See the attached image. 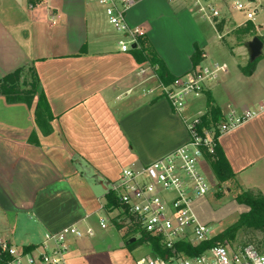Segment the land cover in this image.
I'll return each mask as SVG.
<instances>
[{
	"label": "crops",
	"instance_id": "1",
	"mask_svg": "<svg viewBox=\"0 0 264 264\" xmlns=\"http://www.w3.org/2000/svg\"><path fill=\"white\" fill-rule=\"evenodd\" d=\"M185 4L138 0L127 12L128 24L143 31L176 77L192 69L195 48L206 55L203 63H226L206 62V40L187 12L193 6L186 11ZM178 29L188 33L181 52L174 48ZM122 39L96 2L42 0L30 8L28 0H0V78L34 67L53 116V132L44 136L34 117L37 97L29 108L0 95V236L5 241L18 239L17 225L24 226L25 248L76 224L92 227L95 235L71 238L67 264H136L141 257L127 248L126 231L120 235L122 229L112 222L117 230L100 227L101 218H111L103 207L106 194L123 168L148 165L188 143L190 135L183 116L164 97L145 93L156 84L147 81L150 67L137 61L134 48L121 52ZM83 46L86 52L79 55ZM249 62L229 68L191 98L186 114L206 111L208 95L225 118L231 111L237 117L255 112L223 133L219 146L240 186L264 195V47L248 76L239 66ZM32 133L38 145L29 143Z\"/></svg>",
	"mask_w": 264,
	"mask_h": 264
},
{
	"label": "built area",
	"instance_id": "2",
	"mask_svg": "<svg viewBox=\"0 0 264 264\" xmlns=\"http://www.w3.org/2000/svg\"><path fill=\"white\" fill-rule=\"evenodd\" d=\"M34 1L28 0L30 8L35 6ZM88 1L102 6L108 23L115 31L123 34V39L119 41L121 52H128L133 49V45L137 46L143 31L128 24L127 12L138 0ZM192 3L195 12L216 28L221 14L211 0H192ZM249 4L243 5L235 0L234 8L247 11L246 16L252 21L257 8L250 9ZM205 57L202 54V58ZM146 63L151 71L147 81L154 80L156 84L145 89V93L164 97L171 109L183 116L190 140L148 165L123 168L118 180L108 190L118 202V207L111 211V214L116 213L110 219L112 223L116 220L122 230H131L138 237L145 233L159 238L168 249H173L181 241L196 246L214 237L211 229L199 222L191 207L195 198L203 197L213 189L212 182L207 178L204 155L205 152H214V140L213 132H200L198 129L200 117L204 113L188 116L186 108L191 98L201 96L212 83L228 72L229 67L226 63L207 64L202 61L166 85L158 78L150 63ZM254 115L255 112L248 111L243 117H237L231 111L226 121L219 126L221 135ZM110 219L101 218L100 227L106 228L107 220ZM94 235L92 227L81 229L72 224L47 235L42 243L28 250L17 249L12 243L0 240V264H67L66 255L70 250L71 238L82 239ZM137 236L132 238L137 239ZM136 264H264V248L254 243L233 245L227 240L216 241L199 255L187 256L180 252L167 258L147 255L139 258Z\"/></svg>",
	"mask_w": 264,
	"mask_h": 264
},
{
	"label": "trees",
	"instance_id": "3",
	"mask_svg": "<svg viewBox=\"0 0 264 264\" xmlns=\"http://www.w3.org/2000/svg\"><path fill=\"white\" fill-rule=\"evenodd\" d=\"M40 1L42 0H35L34 4L36 5ZM225 24L226 21L224 19L216 23L218 33L221 34L223 32ZM233 34L235 35L237 41L242 44L248 41L247 38H253L256 36L263 38L258 35L255 24L250 20L234 29ZM85 52L86 47L83 46L79 55L84 54ZM133 53L138 62H149L158 78L164 84L169 85L177 78L168 71L163 59L145 37L140 36L138 38V44L133 49ZM202 54L203 52L201 50L195 48V51L191 56L193 64L192 69L197 67L202 62ZM258 59L250 61L244 67L239 66V69L245 75H251L256 69ZM0 95L4 96L9 104L23 103L29 108L33 106L35 98L37 97L38 101L34 109L35 122L44 136H48L53 132V127L51 125L53 116L34 67H20L0 78ZM213 102V99L208 95L207 108L204 114L200 117V123L198 125L200 132L203 130L213 132L214 152H205V160L220 184L234 183L237 187L242 188L237 181L236 174L231 169L227 158L219 146V138L221 136L219 126L226 121V118L224 117L221 109ZM29 143L34 145L39 144V138L35 133L30 135ZM236 199L239 203L247 205L249 210L242 213L230 227L218 233L212 239L202 242L196 246H193L189 242L181 241L176 243L173 249H168L162 244V241L159 238L148 236L145 233H142L141 236L138 237L131 230L126 232L124 241L130 251H134L140 245L147 244L150 248V254L152 256L167 258L171 257L175 252L184 253L187 256L202 254L204 251L212 247L216 241L227 240L230 243H234L238 234L244 231H255L264 236V195L259 191H253L251 189L245 190L243 188V191L236 196ZM117 207L118 202L114 194L108 192L106 194L104 209L111 212ZM113 223L118 229H122V226L117 224L116 220H113ZM133 236H137V239L134 242H130L129 239ZM252 243L264 248V238L258 243ZM31 247L33 246H27L25 249L28 250Z\"/></svg>",
	"mask_w": 264,
	"mask_h": 264
},
{
	"label": "rangeland",
	"instance_id": "4",
	"mask_svg": "<svg viewBox=\"0 0 264 264\" xmlns=\"http://www.w3.org/2000/svg\"><path fill=\"white\" fill-rule=\"evenodd\" d=\"M187 4L184 6V10H189L192 5V0H186ZM235 0H211L212 5L215 9L221 14V17L217 19L221 21L223 18L226 21L223 32L220 34L213 29V26L204 21L196 12L193 10L192 12L187 11L195 21V26L201 36V38L206 40V50L208 53L209 61H222L226 62L230 69L236 68L237 64L245 63L249 60V53L246 46H242V43H239L233 34V30L236 29L239 25L245 24L248 22V18L246 16L247 11H239L234 8ZM243 5L249 4L250 9L257 8V14L255 15L252 22L255 24L257 28L258 35L264 36V0H239ZM179 9L175 8L174 10ZM177 29L176 27L174 28ZM182 29V28H181ZM178 29V33L176 36L175 46L174 47L177 52H181L184 50L185 41L188 37V33L183 30ZM116 32V31H115ZM220 35V37H219ZM250 41L252 38H247ZM164 46L170 45L167 41H162ZM177 42V43H176ZM181 43V44H179ZM184 43V44H183ZM171 49L170 46L167 47ZM231 49L235 50V53L231 52ZM203 100V97H202ZM200 112L204 113L205 110H200ZM205 170L207 174V178L213 184V192L211 191L207 195L199 198H195L191 204V207L196 214L198 220L207 225L212 234L215 236L218 233L224 231L228 227H230L238 217L249 210V207L245 204L239 203L236 199V196L243 191V188L237 187L234 183H222L215 178L213 174H211V169L208 164H205ZM116 212L110 214V217L114 216ZM108 230L114 231L116 228L111 221L107 220ZM24 226L17 225L15 228V235L18 236L12 240V245H14L17 249H20L22 244L25 243L23 229ZM117 230V229H115ZM11 232L9 228H6V233L9 234ZM117 233L124 234L123 230L118 231ZM264 238L258 232L255 231H244L240 232L236 237V241L231 243L233 245H241L245 243H258ZM1 240H5L4 236H0ZM135 252V256H147L150 255L148 251L150 250L147 244L140 245L137 247ZM140 257V258H141Z\"/></svg>",
	"mask_w": 264,
	"mask_h": 264
},
{
	"label": "water",
	"instance_id": "5",
	"mask_svg": "<svg viewBox=\"0 0 264 264\" xmlns=\"http://www.w3.org/2000/svg\"><path fill=\"white\" fill-rule=\"evenodd\" d=\"M136 45H133V48H135ZM246 47L249 53V59L250 61H255L257 60L263 51L264 47V36L263 38H260L258 36L253 37L250 41L246 43ZM136 238H131L130 242H134Z\"/></svg>",
	"mask_w": 264,
	"mask_h": 264
}]
</instances>
